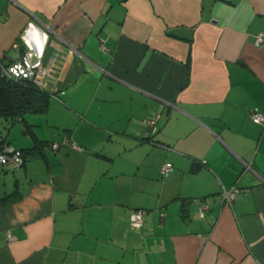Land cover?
Segmentation results:
<instances>
[{
    "label": "crops",
    "instance_id": "1",
    "mask_svg": "<svg viewBox=\"0 0 264 264\" xmlns=\"http://www.w3.org/2000/svg\"><path fill=\"white\" fill-rule=\"evenodd\" d=\"M261 30L264 0H0V59L34 50L50 94L0 120L30 151L0 165V264H264Z\"/></svg>",
    "mask_w": 264,
    "mask_h": 264
},
{
    "label": "built area",
    "instance_id": "2",
    "mask_svg": "<svg viewBox=\"0 0 264 264\" xmlns=\"http://www.w3.org/2000/svg\"><path fill=\"white\" fill-rule=\"evenodd\" d=\"M264 43V30L259 31L254 35V44L256 46ZM48 67L44 64L42 57L32 49L23 50L15 59L6 65L1 66L3 74L12 79H27L31 80L38 86H42V78L48 73ZM251 118L254 121L264 123V115L258 112H252ZM145 123L149 126V130L144 133V139L149 140L151 135L156 131V119H146ZM61 143L53 142L50 146L53 149L58 148ZM73 147H77L72 144ZM23 156L19 148H15L10 143H2L0 145V165L4 167H19L22 165ZM172 169L171 162H164L160 165V174L167 175ZM241 191L236 185L229 188H222L220 195L222 200L228 205H232L238 192ZM206 205L200 207V214L203 215ZM142 209H134L130 213V224L132 227L139 228L142 225ZM11 235L8 233V237Z\"/></svg>",
    "mask_w": 264,
    "mask_h": 264
},
{
    "label": "trees",
    "instance_id": "3",
    "mask_svg": "<svg viewBox=\"0 0 264 264\" xmlns=\"http://www.w3.org/2000/svg\"><path fill=\"white\" fill-rule=\"evenodd\" d=\"M8 63L0 59V120L10 125L16 120L25 121L24 116L27 113L46 112L50 94L31 80L12 79L5 76L1 66ZM4 142L3 140L1 144ZM20 151L23 156V165L30 151L23 149Z\"/></svg>",
    "mask_w": 264,
    "mask_h": 264
},
{
    "label": "rangeland",
    "instance_id": "4",
    "mask_svg": "<svg viewBox=\"0 0 264 264\" xmlns=\"http://www.w3.org/2000/svg\"><path fill=\"white\" fill-rule=\"evenodd\" d=\"M8 173H12V171H11V170H9V171H8Z\"/></svg>",
    "mask_w": 264,
    "mask_h": 264
}]
</instances>
